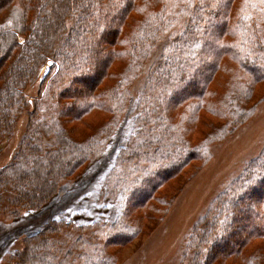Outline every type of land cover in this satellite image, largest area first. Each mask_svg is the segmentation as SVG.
I'll list each match as a JSON object with an SVG mask.
<instances>
[{"label":"trees","instance_id":"trees-1","mask_svg":"<svg viewBox=\"0 0 264 264\" xmlns=\"http://www.w3.org/2000/svg\"><path fill=\"white\" fill-rule=\"evenodd\" d=\"M54 66L53 93L30 107L25 88L40 91ZM140 79L100 182L116 218L61 215L9 264H119L120 248L163 224L213 147L264 103V0H0V140L27 117L20 151L0 168L1 222L38 212L102 156L128 125ZM179 246L170 264H264V143Z\"/></svg>","mask_w":264,"mask_h":264},{"label":"rangeland","instance_id":"rangeland-1","mask_svg":"<svg viewBox=\"0 0 264 264\" xmlns=\"http://www.w3.org/2000/svg\"><path fill=\"white\" fill-rule=\"evenodd\" d=\"M233 5L231 16L236 14ZM235 39V37H234ZM228 41L232 39L227 37ZM160 49L154 51V55L145 65V72L151 62L157 57ZM52 63H49L50 65ZM56 66L50 74L45 75V81L40 91L36 87L27 86L24 95L31 107L32 101L38 96L53 93L54 87L51 83L56 75ZM46 72L43 69L42 74ZM143 85V80L135 82L132 87V98L128 106V115L124 124L134 116L135 99L138 89ZM258 94H264V86L257 88ZM27 117L23 115L16 127V132L11 137L0 140V168L6 165L14 154L20 151L21 140L26 136ZM120 128L112 141L107 142L102 156L91 162L81 171L77 177H72L63 181L57 190L56 195L36 213L26 215L21 213L19 219L10 221H0V264H9V260L21 249V240L27 236L36 234L50 220L59 216L69 218L80 213H87L90 216H101L103 219L112 221L118 215L119 209L103 200L100 193L101 179L111 167L116 149L121 146L128 131ZM264 143V103L261 104L254 117L227 142L215 146L212 149L214 156L213 164L205 167L194 180H192L183 190L176 202L173 203L172 210L168 214L160 227L149 224L146 235L132 241L128 245L120 248L116 253V260L119 264H170L180 253V241L188 232L189 227L204 212L208 202L222 187L226 181L231 179L239 170L244 161L255 156L259 148ZM227 178V180H226ZM225 181V182H224ZM180 186H183L180 183ZM177 187V186H176ZM168 185V189L176 188ZM175 194H179L178 188ZM109 209H102V207ZM102 209V210H100ZM165 211L158 212L157 219H162ZM80 217L74 221L82 222ZM182 237V238H181ZM181 239V240H180ZM114 252V249L110 247ZM119 259H118V255ZM180 259V258H179ZM178 260V259H177Z\"/></svg>","mask_w":264,"mask_h":264}]
</instances>
